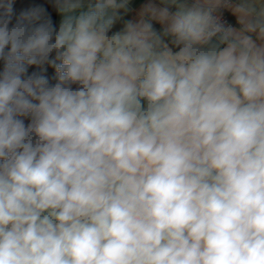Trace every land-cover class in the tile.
I'll return each mask as SVG.
<instances>
[{
  "label": "clouds",
  "instance_id": "1",
  "mask_svg": "<svg viewBox=\"0 0 264 264\" xmlns=\"http://www.w3.org/2000/svg\"><path fill=\"white\" fill-rule=\"evenodd\" d=\"M133 5L0 0V264H264V0Z\"/></svg>",
  "mask_w": 264,
  "mask_h": 264
},
{
  "label": "crops",
  "instance_id": "2",
  "mask_svg": "<svg viewBox=\"0 0 264 264\" xmlns=\"http://www.w3.org/2000/svg\"><path fill=\"white\" fill-rule=\"evenodd\" d=\"M141 2V0H134V7L137 6L139 3ZM231 19V18H230Z\"/></svg>",
  "mask_w": 264,
  "mask_h": 264
},
{
  "label": "trees",
  "instance_id": "3",
  "mask_svg": "<svg viewBox=\"0 0 264 264\" xmlns=\"http://www.w3.org/2000/svg\"><path fill=\"white\" fill-rule=\"evenodd\" d=\"M21 6H23V3L22 2H18L17 7H21Z\"/></svg>",
  "mask_w": 264,
  "mask_h": 264
}]
</instances>
